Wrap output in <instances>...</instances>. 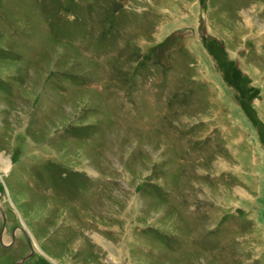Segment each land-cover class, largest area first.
Returning <instances> with one entry per match:
<instances>
[{"label":"rangeland","instance_id":"1","mask_svg":"<svg viewBox=\"0 0 264 264\" xmlns=\"http://www.w3.org/2000/svg\"><path fill=\"white\" fill-rule=\"evenodd\" d=\"M0 156V264H264V0H0Z\"/></svg>","mask_w":264,"mask_h":264},{"label":"bare ground","instance_id":"2","mask_svg":"<svg viewBox=\"0 0 264 264\" xmlns=\"http://www.w3.org/2000/svg\"><path fill=\"white\" fill-rule=\"evenodd\" d=\"M0 159L4 162H6V160L2 157V156H0Z\"/></svg>","mask_w":264,"mask_h":264},{"label":"trees","instance_id":"3","mask_svg":"<svg viewBox=\"0 0 264 264\" xmlns=\"http://www.w3.org/2000/svg\"><path fill=\"white\" fill-rule=\"evenodd\" d=\"M243 95L245 94V91H243V93H242Z\"/></svg>","mask_w":264,"mask_h":264}]
</instances>
